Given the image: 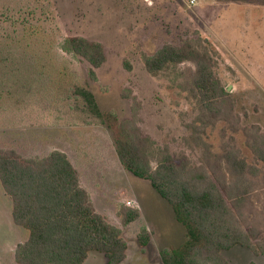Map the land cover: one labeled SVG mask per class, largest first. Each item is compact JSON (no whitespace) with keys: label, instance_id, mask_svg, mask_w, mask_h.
<instances>
[{"label":"rangeland","instance_id":"rangeland-1","mask_svg":"<svg viewBox=\"0 0 264 264\" xmlns=\"http://www.w3.org/2000/svg\"><path fill=\"white\" fill-rule=\"evenodd\" d=\"M30 24L37 42L43 37L52 44L51 54L46 60L42 57L46 46L36 47L42 57L36 65L44 75L36 76L40 73L30 62L21 66L20 83L7 73L8 91L2 92L0 105V148L15 149L24 157L65 152L97 211L114 225L121 227L118 211L123 203L140 210L139 219L121 227L129 246L121 264H163L162 250L184 244V226L149 181L124 168L108 129L80 110L81 102L70 90L89 87L101 109L121 120L137 114L143 134L157 146H167L173 155H186L193 165H201L205 146L194 138L199 112L183 89V77L172 71L153 77L145 58L167 43L208 41L216 74L232 94L242 126L259 125L264 131V0H0V34L19 32ZM73 36L104 46L107 60L97 70L96 81L89 77L88 62L58 50L62 38ZM229 134L219 123L201 137L220 153ZM237 145L251 161L242 133ZM257 181L251 199L253 223L264 228L263 176ZM11 211V199L0 183V264H17L14 250L29 238V231L14 224ZM142 227L151 233L146 247L137 239ZM222 254L230 264H264V255L240 246ZM84 264H107V259L91 252Z\"/></svg>","mask_w":264,"mask_h":264},{"label":"trees","instance_id":"trees-1","mask_svg":"<svg viewBox=\"0 0 264 264\" xmlns=\"http://www.w3.org/2000/svg\"><path fill=\"white\" fill-rule=\"evenodd\" d=\"M23 26L21 32L0 34V105L2 92L8 91L7 73L20 83L22 67L30 62L34 72L40 73L36 76L44 75L36 63L42 57L49 60L51 54V43L43 37L42 42L36 41L34 25ZM207 42L167 43L145 58L146 70L153 77L170 71L183 77V89L195 100L199 112L194 138L205 146L201 165H193L186 155H173L167 146H157L143 134L137 114L121 120L116 113L101 109L89 87L70 90L81 102L80 110L108 129L124 168L149 181L184 226V244L162 250L163 264H230L222 253L236 246L264 255V228L253 223L255 205L251 200L258 178H264V131L259 125L242 126L236 102L216 74ZM39 44L46 46L42 57L37 55ZM58 50L88 62L93 81L107 60L100 42L82 36L62 38ZM12 63L16 66L10 68ZM183 65L187 67L179 72ZM219 123L230 134L220 153H214L201 135ZM240 133L251 161L237 145ZM0 183L11 199L14 224L29 231V238L14 250L17 264H84L91 252L103 254L107 264L126 260L129 246L121 227L139 219L140 210L123 203L118 211L121 227L114 225L97 211L79 170L65 152L24 157L15 149L0 148ZM137 239L143 247L150 243L147 227L141 228Z\"/></svg>","mask_w":264,"mask_h":264},{"label":"crops","instance_id":"crops-1","mask_svg":"<svg viewBox=\"0 0 264 264\" xmlns=\"http://www.w3.org/2000/svg\"><path fill=\"white\" fill-rule=\"evenodd\" d=\"M71 160V159H70ZM73 163V162H72ZM82 182V181H81ZM83 185V184H82ZM89 192V191H88ZM90 193V192H89ZM91 195V194H90Z\"/></svg>","mask_w":264,"mask_h":264}]
</instances>
